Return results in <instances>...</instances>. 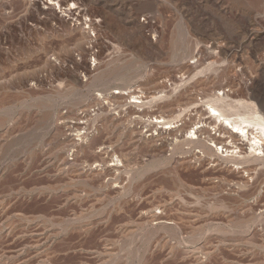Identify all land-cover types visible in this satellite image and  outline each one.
I'll list each match as a JSON object with an SVG mask.
<instances>
[{"label": "rangeland", "instance_id": "1", "mask_svg": "<svg viewBox=\"0 0 264 264\" xmlns=\"http://www.w3.org/2000/svg\"><path fill=\"white\" fill-rule=\"evenodd\" d=\"M182 26L191 45L173 52ZM83 31L87 39L82 38ZM183 54L186 59L181 62ZM111 64L116 73L112 81L137 95L154 94L156 81H164L168 88L179 82L182 73L176 69L182 66L188 69L183 70L184 81L213 77L216 82H238L242 94L236 93L233 101L255 90L264 92V0H0V99L5 106L16 103L15 109L0 112L5 120L0 126V264H133L142 255V264H196V258L201 264H264V240L257 232L240 239V228H235L232 245L213 237L190 241L185 228L178 235L170 228L151 235L142 214L146 199L116 211L115 189L100 188L97 180L85 188L83 176L69 172L72 149L64 146L65 136H55L56 131H63L66 122L72 125L76 112H96L91 99L102 84L88 76ZM73 83L77 87L71 92ZM196 90L203 94L204 88ZM123 129H101L93 141L108 145L122 141V150L129 151ZM140 151L144 153L137 152L136 169L152 162L151 157L162 160L169 155L147 156L146 149ZM65 156L68 161L62 165H69L59 174L55 170ZM81 157L75 159L80 171L92 160ZM160 174L157 178H163ZM171 183L163 184L170 194L160 192L151 199L169 200L174 192ZM154 188L145 190V197ZM196 190L204 205L212 201L208 192ZM221 219L223 228L229 229Z\"/></svg>", "mask_w": 264, "mask_h": 264}, {"label": "bare ground", "instance_id": "2", "mask_svg": "<svg viewBox=\"0 0 264 264\" xmlns=\"http://www.w3.org/2000/svg\"><path fill=\"white\" fill-rule=\"evenodd\" d=\"M131 24L134 30H137V34L142 36L138 24L134 22ZM179 30L181 35L179 34L180 37H176L173 42V52H176L179 47L181 48V45H191V43L189 44L190 41L185 39L187 36L184 27H180ZM86 37L88 36L83 31L82 38L85 39ZM146 43L150 46L148 42ZM185 56V54L180 55L178 60L182 62L183 59H186ZM108 62L111 63V61ZM114 64L103 67L104 69L96 68L95 73L92 72L88 76L95 84L97 82L100 83L99 85L102 84L97 97L91 99L94 106L97 107L96 112L93 115H90L89 110L76 112L74 121L72 123L70 121L72 125L67 124V122L61 123L65 129L56 131L58 133L55 136H65L63 137L64 146L72 149L71 160L73 162L70 159V165L66 162L70 168V171L67 170L72 174L79 173L78 175H82L84 178L82 186L85 188L88 187L89 189L90 182L97 180L101 183H99L100 188L109 186L112 190L115 189L114 207L116 211L127 208L131 203L133 205V202L136 206L146 199L147 206L144 205L146 209L142 214L145 217L144 222L150 225L149 233L151 235L156 231L165 230V228H170L172 231H169L178 235L180 229L185 228L190 232L188 236L190 241L194 240L195 242L196 239L205 241L213 237L218 238L220 243L224 245H232L233 243L230 242L236 239L232 237L236 233L235 228H237L236 230L240 228L238 230L241 231V236L238 235L240 239L244 237L242 234L248 235L253 231L259 233V236L264 240V195L262 192L264 190V176H261L264 174V92L255 90L246 93L243 99H234L235 101H233L232 97L238 92L241 93V85L238 82L233 80L221 83L219 79L216 82L213 77H208L204 80L201 79V81L198 79L199 82L196 81V83L190 80V83L182 80V74L185 72L183 70L187 68L181 64L180 70L176 69L177 74L182 73L179 82L173 81V84L168 88L163 80V82L156 81V89L153 86V89L156 90L153 91L154 94H147L145 91L144 93L139 92L140 94L137 95V92L131 88L121 87L118 84L120 81L114 79L112 81L111 77L115 76V68L111 66ZM197 74L199 75L198 72ZM213 76L215 77V75ZM76 87L73 83L68 90L72 92ZM197 88H204L203 94L199 93L202 94L200 97H198L199 94H196ZM17 101L21 102L19 99ZM4 102L0 99V112L2 109L4 111V108L10 110L16 105L15 101L13 102L14 105L7 103L6 106ZM154 110H157L159 115L153 114ZM155 114L158 117H155ZM130 119L132 120L130 121ZM2 121L5 120L0 119V126L4 125ZM119 126L124 128L122 137H126L128 140L126 144H130L132 147L127 145V148H131L128 149L129 151L126 150L125 145L123 148L126 151L122 150L121 145L124 142L120 145L119 143L122 142L120 140L119 143L115 141V144L109 145L105 141L100 143L98 141V144L94 142L96 140L94 138L100 133L99 130L104 129L106 131ZM81 130L83 131L81 132ZM142 149H146L145 154L147 156H149L148 152L153 156L160 153L159 157L161 154L163 156L165 152L169 155L167 154V157L162 160H155V157H151L154 158V161L152 160L146 166L142 165L136 169L138 166L134 168V165L138 164L137 152H141ZM78 156L92 158L89 162L91 164H87L89 165L87 169L80 171L75 162ZM65 157L60 158V164L55 170L59 174L65 172L67 168V166L62 165L65 162L64 159L67 160L68 158ZM133 161L137 163H133ZM165 168H171L170 172L168 170L162 171ZM192 172L195 174L197 172V176L193 173L195 178ZM159 174L163 178H157ZM106 177L109 180V185H107L108 182L104 183ZM168 180L173 182L171 184L174 191L169 200L164 198L165 200L153 201L151 197L164 192L163 184ZM153 185L155 188L152 187ZM151 188H154L153 191L148 196L146 194L145 197L144 192H147L145 190L148 189L149 191ZM196 188L202 192H208L211 196L206 194L205 197L208 195L212 201L209 203L206 201L207 204L204 205L205 202L202 201L203 197H201L203 195L199 196L197 192V194L194 193ZM188 198L191 201H188ZM209 198L206 199L210 201ZM173 204L178 207L174 209ZM156 210L158 212H155ZM236 215H241V218H235ZM220 218L226 220L229 229L223 228L224 223L221 222V225ZM200 226L202 228H199ZM143 262L144 256L142 255L137 263L133 262V264H142ZM195 263L201 264L200 259L196 258Z\"/></svg>", "mask_w": 264, "mask_h": 264}]
</instances>
